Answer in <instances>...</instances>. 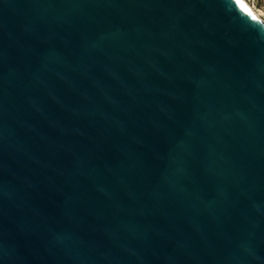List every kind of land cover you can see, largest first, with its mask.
Returning <instances> with one entry per match:
<instances>
[{"label":"water","instance_id":"1","mask_svg":"<svg viewBox=\"0 0 264 264\" xmlns=\"http://www.w3.org/2000/svg\"><path fill=\"white\" fill-rule=\"evenodd\" d=\"M239 2L0 0V264H264Z\"/></svg>","mask_w":264,"mask_h":264},{"label":"rangeland","instance_id":"2","mask_svg":"<svg viewBox=\"0 0 264 264\" xmlns=\"http://www.w3.org/2000/svg\"><path fill=\"white\" fill-rule=\"evenodd\" d=\"M256 11L261 13L262 18L264 19V0H246Z\"/></svg>","mask_w":264,"mask_h":264},{"label":"bare ground","instance_id":"3","mask_svg":"<svg viewBox=\"0 0 264 264\" xmlns=\"http://www.w3.org/2000/svg\"><path fill=\"white\" fill-rule=\"evenodd\" d=\"M242 1L247 5L249 10L256 16V18L264 24V19L262 18L261 13L259 11H256L255 8L252 7V5H250L246 0Z\"/></svg>","mask_w":264,"mask_h":264},{"label":"snow or ice","instance_id":"4","mask_svg":"<svg viewBox=\"0 0 264 264\" xmlns=\"http://www.w3.org/2000/svg\"><path fill=\"white\" fill-rule=\"evenodd\" d=\"M237 3H238V6L241 8L242 11L246 12L247 13V8L239 2V0H237ZM253 19H255V17H252Z\"/></svg>","mask_w":264,"mask_h":264}]
</instances>
